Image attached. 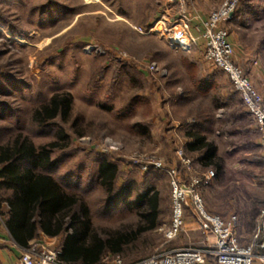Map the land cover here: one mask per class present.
I'll use <instances>...</instances> for the list:
<instances>
[{"label":"rangeland","instance_id":"obj_1","mask_svg":"<svg viewBox=\"0 0 264 264\" xmlns=\"http://www.w3.org/2000/svg\"><path fill=\"white\" fill-rule=\"evenodd\" d=\"M50 1L0 0V77H5L15 88L9 95L0 92V104L10 108L13 121H20V126L24 127L30 111L46 103L53 94H72L73 104L67 115L51 122L55 131L66 132L67 146L52 150L50 159L56 165L55 177L72 175L80 179L82 189L88 187V183L91 186L82 195L72 193L76 191L72 184L62 192L90 208L88 219L94 228L110 230L136 225L138 189L144 187V191H149L153 187L158 191L160 224L142 235L137 248L124 258L126 261L147 259L189 247L187 244L195 248L207 246L209 236L201 237L197 231L186 235L185 224L176 238L166 239L164 231L172 219L170 177L165 171L148 174L134 161L156 157L166 167L178 169L183 177L188 172L176 156L177 149L183 148L186 157L194 163V175H202L207 170L215 172V178L200 189L205 209L222 218L237 217L236 235L239 226L243 230L242 244L238 240L240 246H255L261 242L264 237V153L261 135L238 93L223 72L204 60L202 45L189 52H179L170 48L165 37L141 34L135 29V26L148 27L145 22H153V25L170 9L176 10L174 20L182 11L188 12V5L194 2L54 0L48 5ZM224 2L209 0L208 8H203L209 15ZM237 11L240 20L226 28L229 32L235 26L240 30L239 40L246 58L258 63L254 72L258 84L252 82L257 90L262 87V93L258 91L264 97V0H240ZM89 47L94 49L89 50ZM181 55L196 57L204 74L214 79L212 89L215 91L190 98L186 107L166 103L163 98V93L174 96V89L165 84L172 73L167 66L179 62ZM235 57L238 62L236 53ZM153 63L158 65L159 72L150 71ZM187 85L182 86L183 92L189 90ZM210 114L214 123L207 136L216 145L222 160L221 173L213 166L205 167L200 153L186 149L187 132L196 130ZM174 121L182 124L177 134L171 132ZM35 141L43 144L48 140L42 137ZM106 141L116 148L111 149L109 143L105 146ZM103 161L117 164V190L128 189V193L126 202L115 214L100 216L106 192L97 182V170ZM66 184L68 186L67 181ZM9 211L7 203L0 205V235H9L6 227ZM186 216L196 227L192 209H186L185 221ZM70 223L71 219L66 218L68 230L57 237L38 234L35 239L61 247L73 233ZM12 243L0 236V264H3L2 259L12 264L17 262L21 250ZM256 251L259 253L257 248ZM116 257L108 256L104 263L113 264ZM211 257L215 258L208 256L206 262ZM253 264L264 263L255 260Z\"/></svg>","mask_w":264,"mask_h":264},{"label":"trees","instance_id":"obj_2","mask_svg":"<svg viewBox=\"0 0 264 264\" xmlns=\"http://www.w3.org/2000/svg\"><path fill=\"white\" fill-rule=\"evenodd\" d=\"M53 2L51 0L48 5ZM235 14L239 16L238 11ZM152 23L145 22V25ZM198 83L196 90L200 91V96L215 91L212 89L213 79L203 78ZM14 90L12 83L1 76L0 92L9 95ZM72 104L71 93H55L46 103L30 111L24 127L20 126V121H13L10 108L0 104V205L7 203L10 208L6 221L8 233L15 244L27 247L38 234L57 237L68 230L65 220L69 218L73 233L62 244L60 255L65 264H105L104 258L108 256H119L125 263L144 261L146 259L126 261L124 258L137 248L144 233L157 229L160 224L162 212L156 189H138L139 195L135 200L138 220L134 227L98 230L88 219L91 216L90 208L62 192L71 188L72 184L76 190L72 193L82 195L91 184H86L88 187L82 189L79 178L54 175L56 165L50 159V152L58 147H66L68 135L63 130L55 131L51 122L57 118L64 119ZM182 104L185 107L188 105ZM208 116L198 124L196 130L187 132L189 142L186 149L200 153L205 167L213 166L221 173L222 160L216 145L207 136L214 123L212 115ZM42 137L48 141L36 143L35 138ZM118 172L117 164L105 161L100 163L97 170V182L106 192L100 216L115 214L126 202L128 189L117 190L116 187ZM155 172L163 173L155 168L147 171L148 174Z\"/></svg>","mask_w":264,"mask_h":264},{"label":"built area","instance_id":"obj_3","mask_svg":"<svg viewBox=\"0 0 264 264\" xmlns=\"http://www.w3.org/2000/svg\"><path fill=\"white\" fill-rule=\"evenodd\" d=\"M240 0H225L221 7L212 11L202 21L200 34L194 35L191 28V18L186 11L172 21L162 17L148 27L135 26L141 34H156L165 37L170 48L174 50L191 51L202 45L203 58L212 63L216 69L223 72L238 93L247 113L253 119L261 135V145L264 153V97L257 90L252 79L238 64L229 30L222 26L235 14ZM202 43V44H201ZM94 47H89V50ZM152 73L159 72V67L153 63L149 67ZM181 123L174 121L172 131L178 133ZM109 143L111 149L116 145ZM179 164L188 172L180 175L179 170L166 167L156 157L136 159V165L144 172L150 168L165 171L170 177L172 189V219L170 226L164 231L167 240H172L184 229L186 209H192L199 228L214 238V250L195 247H181L158 255H153L144 261L133 264H205L208 256H214L217 264H253L255 260L264 263V237L255 246H240L236 235L237 217L231 215L222 218L209 213L203 204L200 189L207 186L214 178L215 172L207 170L202 175H194V163L186 157L183 148L176 151ZM264 214V213H263ZM264 217V215H263ZM264 232V222L262 226ZM207 237V240L208 238ZM2 238V237H1ZM11 242L12 239H11ZM14 248L21 250L15 264H65L61 261V247L50 245L39 239H33L27 247H20L14 242ZM256 248L259 253H256ZM256 251V252H255ZM113 264H126L121 257H116Z\"/></svg>","mask_w":264,"mask_h":264},{"label":"crops","instance_id":"obj_4","mask_svg":"<svg viewBox=\"0 0 264 264\" xmlns=\"http://www.w3.org/2000/svg\"><path fill=\"white\" fill-rule=\"evenodd\" d=\"M192 1L194 2V4H192L190 6L188 5V7L190 8V10L188 11V14L191 18L192 33L194 35H198L199 30H201V28H202V25H201L202 21L209 13L208 10L203 8L206 6H207L206 8H208V5L206 4V2H208L209 0H190V2H192ZM178 2H179V0H178ZM175 3H176V1H175ZM175 11L170 9L169 12H167V13L164 12L163 16L166 19H168L169 21L173 20V18L175 17V14H176ZM237 20H240V19H237L236 14H234L229 21H226L224 23V27H226L227 25H230L231 27H233V25H236L238 23ZM235 27L230 32V40L233 44L235 53L239 56L238 62L240 64V66L243 67L246 72H248L250 78L255 82V84H258V79L256 77H254V72L257 70V67H258L257 64L258 63L256 62L257 64H254L253 61L250 62L249 59L246 58L247 54H246V52H244L245 50H243V48H242L244 46L241 43V41L239 40L240 39V36H239L240 30L236 29ZM179 52H180V50H179ZM181 52H183V51H181ZM187 52H189V51H187ZM193 56H195V55H193ZM167 67L170 69V71L172 73L170 74V79H168V81H166L165 84L168 88H171L172 90L174 89V91H175L173 93L174 96L167 95L166 93H163V96H164L163 98H164L165 102L169 103V104L170 103H172V104H182V103L186 104L187 103L188 104V102L190 101V98L195 99L197 97H200V93H199L200 91L196 90V85L200 84L198 82L200 80H202L203 78L207 77L208 79H211L210 76L204 74L202 66L200 65V63H198L196 57L194 58V57H191L188 55H181V59L179 60V62H174V64H170ZM205 75H206V77H205ZM187 83L189 84V85H187V86H189V91L194 93L193 96L191 95V93L187 94L188 90L186 92L185 91L183 92V90H182V86L187 84ZM258 90L262 91V87L261 88L259 87ZM187 216H186V221H185V229L187 231L185 232V234L190 235V234H192V232L197 231V232H199L201 237L206 236V234L198 228V225L196 223H195L196 227H193V222L188 220ZM187 226H189V228H186ZM241 230H242V228L239 226V229H237V232H238L237 237H238V240L240 241V243H241V238L243 237L242 236L243 230L242 231ZM0 236L3 239H6V240L10 239L11 240V237L9 235H2L1 234ZM208 241H209V243L207 246L205 245L206 247L202 245V246L197 247V248H205V249L209 248L211 250L214 249L215 248L214 247V241H215L214 238H212L210 236ZM186 246H191V245L187 244ZM2 256H4V255H2ZM2 261H3V264H12L11 262H7L4 259H2ZM205 264H217V262H216L215 258L211 257L208 259V261Z\"/></svg>","mask_w":264,"mask_h":264}]
</instances>
